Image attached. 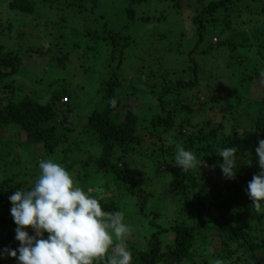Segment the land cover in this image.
<instances>
[{
    "label": "rangeland",
    "instance_id": "rangeland-1",
    "mask_svg": "<svg viewBox=\"0 0 264 264\" xmlns=\"http://www.w3.org/2000/svg\"><path fill=\"white\" fill-rule=\"evenodd\" d=\"M12 1L14 0H0V55L20 52L21 46L25 50L31 45L43 50L41 53L38 52L39 54L29 56L17 81L20 85H24L29 93L43 94L44 100H49L51 94L68 95L63 96L59 105L62 110H66L69 103L75 108V113L63 117L66 123L64 127L69 124L71 128H75V132L69 133L70 140L53 154L48 153L42 145L20 147L16 151L20 165L10 167L9 171L8 168H0V180L12 178L14 184L21 183L22 189L27 190L39 175L38 164L41 160L51 158L66 168L72 165L69 171L83 188L91 189L92 195L96 196L100 202L113 201L121 206L127 222L134 226V231L128 237L129 247L135 245L137 248L146 250L149 236L154 230L151 221H156L168 231L163 237V247L172 244L174 236L169 232L175 225L176 219H182L183 216L188 217L186 219L188 222H191V219L190 215L183 213V206L178 199L177 190L179 188L177 189L174 184V171L178 168L174 165L176 149L164 155L160 150L162 143L157 142L156 138L151 139L147 134L151 119L157 114L159 104L153 89L148 85L147 75L150 71L158 72L156 63L161 60L163 70L169 72L167 76L171 82L176 83L180 78L181 74L177 71L180 69H186V81H191L196 77L190 70V63H187L188 49L185 47L193 45L192 37L195 35L193 33L195 26L191 25V22L195 15L194 10L200 6L199 3L197 0H189L188 6V0H183L180 11L174 7L172 0H145L143 3L137 1L133 5L136 18L148 17L151 21L143 23L136 19L130 27L131 46L124 43L117 47L124 52V64L119 71V75L125 79L119 90L120 110H134L139 113L140 132L145 140L142 144H136L135 148H130V151L126 153L118 150L117 156L120 157H115L113 164L117 165L118 170L123 171V176L127 179L117 182L108 175L111 167L99 169L93 164L94 159L102 155V147L92 134L85 133V126L88 115L105 105L100 87L103 82L112 77L113 68L117 65L115 59L118 55L115 54V58L113 57V48L109 41H104L103 38L97 41L96 39L91 40L86 33L97 31L98 36L99 34L101 36L104 34L105 24L108 27H116L120 22H126L124 14L126 8L129 7V0H101L93 13H87L86 17L75 16L76 18H72L73 21L69 19L64 23L55 22L58 19L57 8L51 7L43 0H36L38 7L33 17L12 10L9 7ZM263 8V0H238L230 16L232 17L230 27L226 28L223 24L211 26L208 44L201 47L210 49L208 56H205L210 60L208 61L210 67H204V64L199 61L200 85L195 89L182 91L181 97L167 99V101L176 100L178 102L176 106H171L173 109L181 107L183 103L193 105L196 113L192 116V120L196 125L200 124L207 114L226 115L224 123L225 133L228 136L232 134L231 126L234 123L229 114L234 109L229 96L231 92L241 87L240 94L243 91L245 95L243 105L238 111L243 115H234L240 119L241 127L237 132L238 138L235 137L237 140L233 144L239 153H251V155H255L257 141L264 139V135L255 137L250 133V122L247 118V113L251 111V108L247 109V104L251 100L257 101V107L264 103L262 102L264 100V75H261L264 73V49L260 50L254 38V35L258 33L257 36H260L261 43L264 41ZM58 16H67V14L62 12ZM161 16H165V19L157 21L156 19ZM222 30L225 31L224 34H220ZM242 31L246 33L249 42H246L247 46L237 52L241 60L239 65L236 62L237 55L232 57L228 49H216L214 45L229 35L240 36L239 33ZM242 39L243 37L240 41ZM209 42L213 44L212 47ZM181 44L182 48H179ZM179 51H182L185 56L181 58ZM63 57L67 59L65 67L60 66V59ZM260 70L261 73L256 75L255 72ZM74 93L77 94V100L72 101ZM195 97L200 98V102ZM44 100L39 102L44 104L46 102ZM199 103L201 105L204 103L202 108H199ZM187 119L186 113H180L179 122H186ZM51 125L58 126L60 123L54 120ZM187 133L183 131L185 136ZM8 137L17 139L12 135ZM19 140L24 142L26 134H22ZM177 144L183 145L182 140L169 136L165 138L164 148L168 149ZM63 150L68 151V156ZM170 163L174 165V170L171 169L169 172L166 166ZM196 173L197 171L194 175ZM14 174L19 176L15 178ZM83 178L85 181L82 180ZM246 189V186H242V192L235 193L231 200L234 203L246 201ZM143 196L147 197L146 200L142 199ZM153 213L158 215L157 218L153 217ZM257 213L253 206L249 213L243 215L254 219L253 216ZM4 216H10L12 219L10 210L3 207L0 201V218ZM249 225L247 229L251 226L262 227L256 219L252 220ZM8 228V224H1L0 233ZM207 235L204 239V253L210 260L209 264H217V262L220 264H255L249 255H242L243 259L239 262L236 261V256L232 259L227 253L220 252L222 242L218 233H207ZM5 248H7V242L0 235V250ZM197 254H200L199 249ZM241 254H243L242 250H240ZM256 258L264 263V252H256Z\"/></svg>",
    "mask_w": 264,
    "mask_h": 264
},
{
    "label": "trees",
    "instance_id": "trees-1",
    "mask_svg": "<svg viewBox=\"0 0 264 264\" xmlns=\"http://www.w3.org/2000/svg\"><path fill=\"white\" fill-rule=\"evenodd\" d=\"M100 1L43 0V2L49 3L51 7L55 6L57 8L58 19L55 22L59 23L67 22L69 19L73 21L76 18L75 16L86 17L87 13L96 11ZM137 1L145 2V0H129V7L126 8L124 14L126 22H120L116 27H108L105 24L103 26L104 34L101 36L100 34L98 36L97 33L99 32L97 31L86 33L91 40L96 39L97 41L103 38L104 41H109L113 48V57L115 58L116 54L119 58L118 60L117 57L115 59L117 65L116 68H113L112 77L103 82L100 87L105 105L103 108H97L88 115L85 126V133L92 134L102 147V155L99 158H95L93 164L99 169L111 167L112 169L108 175L112 176L117 182L127 179V177L123 176V171L118 170L116 168L117 165L113 164V159L120 157L117 156L118 150L126 153L130 151V148H135L136 144H142L145 140V137L140 132L139 113L134 110H120L121 98L119 96L120 86L125 82V79L119 75V71L124 64V52L117 47L124 43L131 46L132 33L130 27L135 23L136 19L143 23L151 21L148 17L136 18L133 5ZM181 1L183 0H172L174 7L179 9V11ZM237 1L197 0L200 6L194 10L195 15L191 22V25L195 26H193L195 30L193 32L195 35L192 37L193 45L185 47L188 49L186 53L187 63H190V70L196 76L193 80L186 81V69H180L177 70L181 75L176 83L169 81L167 76L169 72H164L161 60L156 63L158 64V72L150 71L147 75L148 85L153 89L159 102L157 114L152 117L147 134L151 139L156 138L157 142L162 143L160 150L163 151L164 155H168L169 152L176 149V146L168 149L164 148L166 137L173 136L178 140H182L183 146L195 152L199 160L202 163L204 162V164L201 165L200 169H192L187 173L179 166L174 171V184L177 189L179 188L177 190L178 199L183 206V213L190 215L191 222L186 221L188 217L184 218V216H181L183 220L181 218L176 219L175 225L172 226L169 232L170 235L173 234L174 241L172 244L165 245L164 248L163 237L168 231L158 225L156 221H151L154 230L149 236L146 250L137 248L135 245L134 247H129L133 253V264H209L210 260L204 253V239L207 238V233L211 234L213 232H217L221 238L222 248L220 252L227 253L232 259L236 256V261L239 262L243 259L242 255H249L255 261V264H264L256 258V252H264V209L253 216L254 219L261 223L262 227L251 226L247 229L246 227L250 226L249 223L254 219H249L251 217L243 214L250 212L251 207L254 206L252 201L248 196L246 201L234 203L231 200L235 193L242 192V186L247 187L253 175L259 173L260 169L256 163V154H252L251 158H249L247 154L239 153L238 151L240 156H238L237 174L234 180H227L223 177L218 167V163L222 162V158L216 155L217 148L234 146L233 142L238 138L237 132L241 124L238 116L234 115H243L238 111L239 107L243 105L245 95L243 91L240 94L242 88L239 87V90L235 89L229 96L234 108L232 110L234 113L230 112L229 114L234 123L231 126L232 134L228 136L225 133L224 123L226 115L221 113L218 115L207 114L202 122L196 125L192 120V116L196 113L193 105L183 103L181 107L178 106L173 109L171 106H176L178 102L176 100L167 101L170 97H181L182 91L195 89L200 85L199 71L201 66L199 61L204 64V67H210V62H208L210 60L205 57L208 56L210 49L201 47L208 44L211 26L223 24L226 28L230 27V19L232 18L230 16H232L231 13L234 11ZM187 5L189 6V0ZM9 7L26 16L33 17L38 6L36 0H14ZM62 12H65L67 16L59 17L58 14ZM163 19H165V16H161L156 20L160 21ZM224 32L222 30L220 34H224ZM239 34L240 36L235 34L234 36H227L226 39L221 40L214 47L216 49H228L232 53V57L237 55L236 62L240 65L241 60H239L237 52L239 49L246 47V42H249V40L244 31ZM257 34L254 35V38L257 46L262 51L264 49V41L261 43L260 36H257ZM164 36L166 37V35ZM241 37H243L242 41H240ZM210 43L209 45L212 47L213 44ZM179 48H182V44L179 45ZM20 50L17 53L8 52L0 55V168H8V171L10 167L20 165V161L16 157V151L20 147L42 145L48 150V153L53 154L70 140L69 133L75 132V128H71L69 124L64 127L66 123L63 119L64 116L68 117V115L75 113V108L69 103L66 110H62L59 105L63 96L68 95L64 93L63 96L51 94L49 100H44L43 94L34 95L29 93L24 85L18 83L17 78L29 56L43 52L42 49L32 45L26 50L21 46ZM179 52L181 58L185 56L182 51ZM155 56L159 57L157 54ZM66 60L64 57L60 59V66L65 67ZM177 71L173 72L178 73ZM260 73L261 70L255 72L256 75ZM152 79L153 81H150ZM241 80L243 82V78ZM73 95L72 101L74 99L77 100V94L74 93ZM195 98L200 102V98ZM43 100L46 101L44 104L39 102ZM112 100H115L116 103L112 104ZM256 104L257 101L252 100L247 104L249 107L247 109L251 108L252 111L247 113V118L250 122L249 131L255 137L264 135V103H261L259 107ZM203 105L204 103L200 104L199 108H202ZM197 106L199 105L197 104ZM180 113H186L188 116L186 122L178 121ZM54 120L59 121L60 125H51ZM183 131L188 132L186 136ZM22 134H26L24 142L19 140ZM9 135L16 136L17 139L8 137ZM63 151L68 156V151ZM173 167L172 163L168 164L166 166L167 171L170 172ZM67 169H72V165L68 166ZM196 171L197 173L194 175ZM18 176L14 174L15 178ZM1 180L0 201L3 207L9 211L11 204L8 197L13 191L22 189V185L21 183L14 184L12 178ZM82 180L85 181L84 178ZM146 198V196L142 197L144 200ZM100 203L105 211H123L116 202L101 201ZM235 210L238 211L235 212ZM157 216L156 213H153L154 218H157ZM5 223L8 224L9 228L5 232L0 233V235L7 242V248L15 249L19 246V242L14 238L16 225L10 216L0 218V225ZM27 231L32 234L31 229H27ZM198 249L200 254H197ZM240 250L243 251L241 255ZM0 264H17V262L14 258L7 257L0 260Z\"/></svg>",
    "mask_w": 264,
    "mask_h": 264
},
{
    "label": "clouds",
    "instance_id": "clouds-1",
    "mask_svg": "<svg viewBox=\"0 0 264 264\" xmlns=\"http://www.w3.org/2000/svg\"><path fill=\"white\" fill-rule=\"evenodd\" d=\"M257 145L260 171L248 182L246 195L260 212L264 209V139ZM216 155L222 158L218 167L223 177L234 180L240 156L237 147H219ZM247 155L251 158V153ZM174 160L185 173L204 164L195 152L180 144ZM38 168L39 175L30 188L17 189L8 197L19 246L0 250V260L10 257L17 264H133L128 237L134 226L127 222L125 213L103 210L92 190L83 188L53 159L41 160Z\"/></svg>",
    "mask_w": 264,
    "mask_h": 264
}]
</instances>
